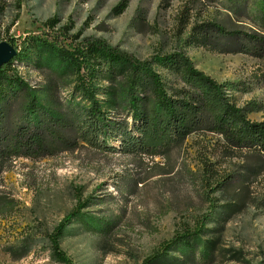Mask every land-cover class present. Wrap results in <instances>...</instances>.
<instances>
[{"label":"rangeland","instance_id":"1","mask_svg":"<svg viewBox=\"0 0 264 264\" xmlns=\"http://www.w3.org/2000/svg\"><path fill=\"white\" fill-rule=\"evenodd\" d=\"M121 1L0 0V41L14 38L19 45L26 38L39 37L69 48L85 38L99 39L142 60L173 49L178 1L161 8V0H128L127 9L115 16L112 10ZM217 9L208 12L215 17ZM52 18L59 24L51 29L45 23ZM189 55L197 68L220 83L245 82L258 70L264 73V59L218 56L195 48ZM32 57L29 62L16 61L12 68L44 105L54 87L63 102L74 98L85 104L73 92L74 78L54 85L50 72L36 66L35 53ZM100 86L108 89L110 84ZM229 94L241 106L255 99L264 103V85L250 93L230 90ZM99 99L109 98L104 94ZM263 117L264 113H255L250 119ZM216 141L212 134L191 136L182 150L164 159L83 146L38 162L16 161L3 175L2 190L18 205L7 222L0 219V264H61L53 258L48 234L78 205V191L88 206L61 240L72 264H142L176 234L192 231L207 214L210 202L201 176L204 162L214 161ZM222 169L231 170L232 165ZM213 196L221 206L240 207H225L222 215H216L196 253L179 250L170 260H176L173 264H264V213L255 210L251 195L244 186L234 185ZM8 247L18 257L29 252L15 260L5 252ZM203 252L211 257L205 259Z\"/></svg>","mask_w":264,"mask_h":264},{"label":"trees","instance_id":"2","mask_svg":"<svg viewBox=\"0 0 264 264\" xmlns=\"http://www.w3.org/2000/svg\"><path fill=\"white\" fill-rule=\"evenodd\" d=\"M173 1L179 2L174 47L150 59H139L99 39L85 38L69 48L39 37L26 38L19 45L16 39L9 40L18 56L0 68L2 221L7 222L18 205L2 190L4 173L18 160L38 162L83 146L164 159L182 150L189 137L206 138L208 134L217 141L214 161L204 162L201 176L210 202L207 214L192 231L176 234L142 264H173L176 260L170 256L179 250L196 253L216 215H222L225 207L239 209L236 204L221 206L213 196L234 185L244 186L255 210L264 213V117L250 119L252 114L264 113V103L255 99L241 106L229 94L230 90L250 93L264 85V73L258 70L245 82L220 83L197 68L189 55L195 48L218 56L264 59V0H161L160 7L168 8ZM215 6L218 13L214 17L208 11ZM127 7L128 0H122L112 14L121 15ZM58 24L56 18L45 23L51 29ZM33 53L36 66L50 72L54 85L74 78L73 92L85 104L74 98L63 102L54 87L44 105L12 68L16 61H31ZM104 82L110 84L108 89L100 86ZM104 94L109 99H99ZM227 163L232 169L225 171L222 167ZM76 197L78 205L48 234L53 258L61 264H72L61 240L88 206L80 191ZM5 252L18 260L29 251L20 257L11 247ZM202 255L211 257L210 253Z\"/></svg>","mask_w":264,"mask_h":264},{"label":"water","instance_id":"3","mask_svg":"<svg viewBox=\"0 0 264 264\" xmlns=\"http://www.w3.org/2000/svg\"><path fill=\"white\" fill-rule=\"evenodd\" d=\"M18 56V51L7 41H0V68Z\"/></svg>","mask_w":264,"mask_h":264}]
</instances>
